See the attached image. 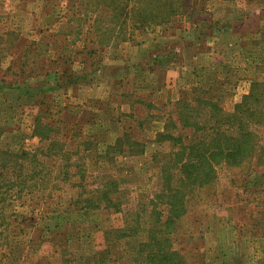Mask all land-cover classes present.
Segmentation results:
<instances>
[{
	"label": "rangeland",
	"instance_id": "obj_1",
	"mask_svg": "<svg viewBox=\"0 0 264 264\" xmlns=\"http://www.w3.org/2000/svg\"><path fill=\"white\" fill-rule=\"evenodd\" d=\"M127 4L133 14L142 2ZM121 5L0 0V264H264V125L250 128L248 157L215 160L173 224L160 178L172 148L158 137L195 86L190 98L216 104L191 101L207 122L257 104L243 98L264 89V0H162L161 13L180 12L107 40L108 25L139 18ZM36 116L59 130L50 149ZM104 186L121 213L83 204Z\"/></svg>",
	"mask_w": 264,
	"mask_h": 264
},
{
	"label": "trees",
	"instance_id": "obj_2",
	"mask_svg": "<svg viewBox=\"0 0 264 264\" xmlns=\"http://www.w3.org/2000/svg\"><path fill=\"white\" fill-rule=\"evenodd\" d=\"M128 2L129 0H122L123 5H121L120 11H124V15L127 19L132 18V16H138V20L131 22V27H125L123 21L120 23H111V26L108 25L105 29V33L109 34L107 40L119 35L123 41H129L132 39L130 33L135 29H144V26H147L151 19L156 25L163 22L164 18L161 14L169 20L170 17L180 12L179 9L172 5L161 13V5L158 8H156V6L158 3H161L162 0H136V4L141 2L142 4L133 7L134 9L131 10L133 11V14H131V12H126ZM153 2H157L156 6L152 5ZM115 8L116 5L113 2L111 10L114 12ZM155 8L157 11L154 13L153 11ZM84 14L85 10L83 9V15ZM122 15L123 14H121V16ZM156 16L159 18L158 20L157 18L156 20L154 19ZM115 27L118 28L116 29ZM198 90L203 92L201 86H195L190 90H184L180 93L179 100L175 103L177 106L175 118L171 116L167 118V122L162 126L163 132L158 133V137H160L159 141L169 143L170 148H172V150L165 154L166 160H163L160 166V178L163 180L167 192L165 197L166 200L162 206L165 209L168 208L167 211L172 218L169 221L170 224H173V222L176 223L177 220L185 214L187 197L190 192L195 189L196 183L199 180H208L211 178V175H213V163H215V160L221 158L222 160H228L235 164L245 156L248 157V151L250 145H252L250 142L252 138H254L253 134L250 133V128L255 124L264 125V118L255 119L256 113L260 114L264 111L263 88L262 90H256L255 87H253L250 89V94L243 98V100H245L250 96H256V99L254 100L257 104L255 106H252V104L248 102L247 106L244 107V104L240 105L242 103L237 104L232 113H222L224 118H221V120L217 116H212V118L208 119L210 120L209 122H207V119L201 118L199 112L202 109L198 106L192 107L191 101L197 105L207 103L215 107L216 104L212 102V99H201L200 94L197 95V98H190V95H194V92H197ZM255 91L259 92L254 93ZM260 94L261 98L259 99ZM186 95H188L189 98H187L188 96L186 97ZM244 103L246 105V101H244ZM249 109L251 110V113L249 112V115H247L246 113ZM38 122H40V126ZM223 124L225 125L224 127H222ZM56 131L59 130L56 126L54 127V124L44 123L42 122L41 117H35L33 134L38 137L41 144L47 142L46 148L50 149L58 144L60 138H58L59 134L57 135L58 132ZM233 133H235V135H233ZM59 153L60 151L57 152V154ZM21 155L36 156L34 153L28 151H22ZM61 155L64 156V152ZM62 161L63 159H61V163L57 166L60 167ZM60 168H64V176L67 177L70 175V173L67 172V165H62ZM2 175L4 176L3 170H0V177H2ZM27 181L28 180L22 181L23 183H21V186H26ZM115 186V180L111 181L110 187H114L116 190ZM104 187L105 188L101 190L103 195L100 193V188L98 189L99 192L94 198V200H97L95 204L93 202L94 200L92 202L86 201V203L83 204L92 207H101V204L99 203V201H101L103 206L106 203L111 205L110 208L113 209V213H121L123 210L120 206L119 198L117 197L114 200L107 196L109 192L115 190L110 188L111 190L109 191L106 186ZM0 188H2V186H0ZM0 203V207L3 208V210L8 206L6 198H2ZM3 210H1L0 214V237L3 235V230H5V227L7 226V216H3ZM16 243H18V241ZM21 249L22 248H20V250ZM20 253H22V251Z\"/></svg>",
	"mask_w": 264,
	"mask_h": 264
},
{
	"label": "crops",
	"instance_id": "obj_3",
	"mask_svg": "<svg viewBox=\"0 0 264 264\" xmlns=\"http://www.w3.org/2000/svg\"><path fill=\"white\" fill-rule=\"evenodd\" d=\"M80 85H78L77 87H79ZM60 90H62V89H60ZM77 90H79V89H77Z\"/></svg>",
	"mask_w": 264,
	"mask_h": 264
}]
</instances>
